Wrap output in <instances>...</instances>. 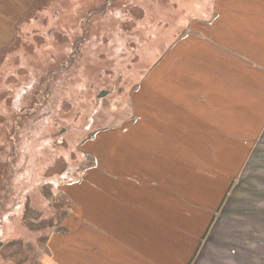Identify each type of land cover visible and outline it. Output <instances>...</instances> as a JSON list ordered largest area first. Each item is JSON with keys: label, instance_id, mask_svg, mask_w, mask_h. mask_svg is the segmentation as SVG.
<instances>
[{"label": "crops", "instance_id": "0c3cea01", "mask_svg": "<svg viewBox=\"0 0 264 264\" xmlns=\"http://www.w3.org/2000/svg\"><path fill=\"white\" fill-rule=\"evenodd\" d=\"M8 1L0 51L30 7ZM196 18L207 34L185 35L164 73L177 108L134 121L111 186L86 185L106 198H71L37 264H264V0H210Z\"/></svg>", "mask_w": 264, "mask_h": 264}, {"label": "rangeland", "instance_id": "374dc122", "mask_svg": "<svg viewBox=\"0 0 264 264\" xmlns=\"http://www.w3.org/2000/svg\"><path fill=\"white\" fill-rule=\"evenodd\" d=\"M26 2L0 51V264H37L71 198H106L86 190L97 173L111 186L104 171L138 136L136 120L177 108L165 89L180 67L172 48L209 30L196 17L210 0Z\"/></svg>", "mask_w": 264, "mask_h": 264}, {"label": "trees", "instance_id": "16d2710c", "mask_svg": "<svg viewBox=\"0 0 264 264\" xmlns=\"http://www.w3.org/2000/svg\"><path fill=\"white\" fill-rule=\"evenodd\" d=\"M16 173L18 174V171H16Z\"/></svg>", "mask_w": 264, "mask_h": 264}, {"label": "water", "instance_id": "95a60500", "mask_svg": "<svg viewBox=\"0 0 264 264\" xmlns=\"http://www.w3.org/2000/svg\"><path fill=\"white\" fill-rule=\"evenodd\" d=\"M105 94H106V93H104L103 95H105ZM103 95H102V96H103Z\"/></svg>", "mask_w": 264, "mask_h": 264}]
</instances>
